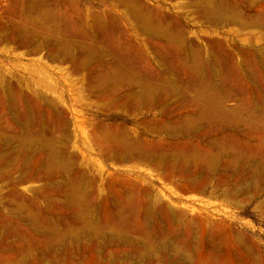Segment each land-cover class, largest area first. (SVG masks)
Segmentation results:
<instances>
[{"label": "bare ground", "instance_id": "1", "mask_svg": "<svg viewBox=\"0 0 264 264\" xmlns=\"http://www.w3.org/2000/svg\"><path fill=\"white\" fill-rule=\"evenodd\" d=\"M10 1L0 49L13 60H47L48 76L70 73L67 92L85 93L104 114L158 116L138 123L142 135L99 122L83 137L75 108L54 87L34 77L24 94L0 68L8 121L0 128V264H64L74 247L92 244L128 247L129 264H217L224 236L244 253L235 263L264 259L213 212L188 218L193 209L175 210L153 194L158 181L176 199L209 188L228 204L264 194V0H160L164 9L145 0H61L63 12L41 0ZM212 129L234 136L202 147L201 131ZM162 135L182 140L156 139ZM188 245L202 249L197 263Z\"/></svg>", "mask_w": 264, "mask_h": 264}, {"label": "rangeland", "instance_id": "2", "mask_svg": "<svg viewBox=\"0 0 264 264\" xmlns=\"http://www.w3.org/2000/svg\"><path fill=\"white\" fill-rule=\"evenodd\" d=\"M46 3L49 9L53 11H60L63 12L64 8L61 6V0H41ZM9 0H0V22L6 23L8 19L6 20V16H4L5 12L13 11L14 6L9 2ZM160 0H145V3L150 7L160 6L162 9H164V5L161 3ZM93 5H91V11H96L95 5L97 2H92ZM7 8V9H6ZM4 10V12H3ZM6 10V11H5ZM169 12V14L173 16H178L181 13H184L179 10L174 11H166ZM207 36V35H203ZM21 51H16L15 53H20ZM14 52L7 51V50H1L0 49V68L1 73L4 74L11 85H13L16 89L21 90L22 93L27 94L24 88V83L29 82L31 78H39L43 79L47 84H50L51 88H55V91H57V94L62 95L64 99H68V101L73 105L75 108V114L78 118L79 122V130L83 134V137H86L89 134V125L90 124H96L99 122L104 123H119L125 125V127L131 128L136 131L139 135H142V126H137L138 123L142 122L143 120H153L154 117L158 116L157 111H142L139 113L136 112H128V113H121V112H108L105 113L100 111L99 105L95 104L93 100L89 99L88 96L85 93H78L76 94L74 91L67 92L69 90L70 86L74 85V77L70 73L66 74H57L56 76H48L46 73L50 70H53V64L47 60L42 61L41 66H35L33 65V62H30L24 57L18 56L17 59L13 60L12 54ZM22 68L26 69L25 71L22 70ZM49 68V69H48ZM40 70V71H39ZM40 72V73H39ZM45 74V75H44ZM46 76V77H45ZM46 78V79H45ZM52 78V79H51ZM77 87V86H76ZM81 94V95H80ZM2 97V96H1ZM1 99V98H0ZM21 99V98H19ZM22 100H17V111L18 113L23 115L24 109L22 106ZM89 104H91L89 106ZM231 106L232 104H228ZM95 106V107H93ZM3 110L0 107V128L6 129L8 127V121L6 117L3 116ZM108 115L107 119L105 118ZM115 117V118H114ZM46 119V118H45ZM210 134H209V133ZM205 133L206 137L205 140L202 142V147L205 146L206 141H213V140H220L221 137L228 135L230 137L234 136L230 132L221 133L220 131H214L212 130H205L201 131V135ZM232 136H231V135ZM228 137V138H230ZM156 139H161L163 142H176L178 140H182L180 136H167L162 135L161 137H156ZM184 140H187L192 143H196V140L194 137L189 136L188 138H184ZM243 139H239L241 142ZM242 141V144L245 145L246 142ZM158 177H156L157 181ZM157 185H153L154 189V195H157L156 193L160 192L164 195L166 199H168L169 206L176 205L175 210H182L184 208L185 210L193 209L194 212L191 213V215L188 218L197 217L199 212L201 211H209L213 212V220L216 223H219V226H230L231 230L234 232H240L244 237L248 238L249 240H252L254 243H256V246L259 247L260 252H264V211L255 210L256 205L260 204L262 201H264V194L259 195V197H255L254 199L250 200L249 202L238 204V203H225L222 201L221 198H218V195L220 193H212V189H208L206 193L203 196H195L193 194H184L180 195L179 199H176V196H172L171 192L174 191V188L170 185H166L165 183H162V181H158L156 183ZM40 184L33 185L39 186ZM30 187V186H29ZM6 193V190L2 191L1 194ZM25 197L27 199L33 200L32 195L29 193H25L23 191ZM37 201V200H34ZM40 205L44 207L41 201H39ZM172 207V206H171ZM259 213V214H258ZM261 214V215H260ZM212 219V218H211ZM224 220V221H223ZM226 220V222H225ZM223 222V223H222ZM222 224V225H221ZM224 224V225H223ZM166 227H168L166 225ZM164 229L167 230V228L164 227ZM235 229V230H234ZM226 236L221 240V244L218 248H216L217 255L219 256L216 260L217 264H239L235 263V261H238L236 258L244 259V253L242 250L234 249L231 247V245L227 246L225 243ZM255 240V241H254ZM225 243V244H224ZM89 246L88 248L83 249L84 247L78 246L74 247L72 250H70V253L68 258L64 259V264H90L91 261L93 264H129L124 259L123 252L128 250V247H112L107 245H99L92 247ZM82 247V248H81ZM90 247L92 249H90ZM231 248L232 254H229L228 256V248ZM200 249V250H199ZM227 249V250H226ZM233 249L235 251H233ZM91 250V252H90ZM118 251V253H116ZM121 251V252H119ZM187 251H191L192 259L191 261L194 263L198 262L197 255H199L202 252L201 248H198L197 250H191L189 248V245L187 247ZM195 251V253H194ZM91 253V254H90ZM242 254V255H241ZM89 255V256H88ZM207 256V252L205 254ZM222 255V258L220 257ZM239 255V257L237 256ZM196 256V257H195ZM231 256V257H230ZM195 257V258H194ZM226 257V258H225ZM230 257V258H229ZM96 258V259H94ZM219 258H221V261L219 262ZM234 258V259H233ZM233 259V260H232ZM262 258H258V264L260 263V260ZM69 260V262H68ZM94 260V261H93ZM62 261V260H61ZM207 261L210 263L212 260L207 258ZM245 261V259H244ZM264 261V259L261 260V263ZM63 262V261H62ZM72 262V263H71ZM110 262V263H109ZM229 262V263H228ZM260 263V264H261ZM143 264H146L143 263Z\"/></svg>", "mask_w": 264, "mask_h": 264}]
</instances>
